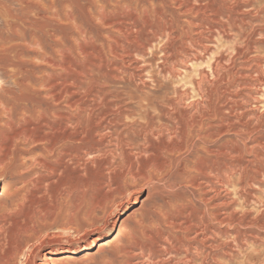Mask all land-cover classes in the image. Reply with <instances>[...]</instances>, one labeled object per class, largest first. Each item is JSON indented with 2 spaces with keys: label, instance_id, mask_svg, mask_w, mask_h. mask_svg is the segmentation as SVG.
<instances>
[{
  "label": "rangeland",
  "instance_id": "obj_1",
  "mask_svg": "<svg viewBox=\"0 0 264 264\" xmlns=\"http://www.w3.org/2000/svg\"><path fill=\"white\" fill-rule=\"evenodd\" d=\"M200 7L264 10V0H0V264H45L59 248L50 264H182L203 223L230 254L221 264H264V149L232 144L230 131L209 140L138 132L137 123H161V95L198 99L204 64L153 81L165 39L146 57L133 52L148 30L185 25L182 10ZM215 38L211 56L232 51L231 39ZM258 94L264 111V88ZM73 98L81 111L68 107ZM219 148L226 156H214ZM224 163L233 173L222 187L214 176ZM216 188L226 205H214ZM208 210L227 221L212 222Z\"/></svg>",
  "mask_w": 264,
  "mask_h": 264
},
{
  "label": "bare ground",
  "instance_id": "obj_2",
  "mask_svg": "<svg viewBox=\"0 0 264 264\" xmlns=\"http://www.w3.org/2000/svg\"><path fill=\"white\" fill-rule=\"evenodd\" d=\"M227 9L226 10H220V9L182 10L183 14H189V15H185L186 17L184 21L185 25L177 24L175 26L174 25L175 22L170 20L167 23H165L164 21V25L160 29H158V31L154 29L152 30L151 27L150 28L151 30H148V33H150L151 35L149 36V39L148 38L145 40L143 39L144 42L140 44L141 46L139 45L140 46L139 48H136L134 52L132 51L133 53L139 54L141 57H146L145 56L146 54L144 53L143 49H146L147 47H153L154 42L161 41L162 38L165 39L164 40L165 43L163 45L156 47V49H159L160 52H156V54L159 53V55L157 54L158 57L155 58V63L153 62L155 64V69L150 71V75L148 74L150 76L149 79L151 78L153 81H156L159 76L165 78L164 80H167L169 77L171 79L175 76L176 73H180L179 71H181L182 69L189 68L191 64L192 66H194V64L198 62L200 65L202 63L204 64L202 68H199L200 67L199 65H198V69L195 68L198 73L196 72L197 78L195 79L196 82L194 84V90L196 92L195 94L197 95L198 99L187 101L191 97L189 93L179 92L180 93L179 94L175 89H173V93H174L173 96L161 95L162 98L157 103L158 104L157 108L159 109L160 112L158 114H160L159 117L161 123L156 124L155 122L147 118L148 120H146L145 122L137 123L138 127H140L138 130L139 133H142L145 136L148 135L153 136L155 134L159 135L161 134L159 132L161 131L163 132L165 130L166 133L173 134V136H178V135L180 136L182 134L183 135L186 134L188 138L191 139L194 136H197L200 139L209 140V138L211 137L213 138V136L219 135L220 133L224 135L226 132L230 131V134L232 133V135L235 138L229 140L231 141L232 144L237 146L240 143L242 145L241 147H243L244 149H248V148L255 150L259 148L264 149V111L260 110L261 104L259 105V103L262 102L258 99L257 96V94L264 88V10H236V9L227 10ZM179 12L181 13V11ZM179 12H177V14ZM151 21L152 20H150V22ZM215 37L224 39L226 41L231 39L232 45L230 48L232 51L227 52L228 49L226 50L223 49L224 51H221L220 49H222L223 48L222 47L219 49L220 52L218 54L216 53L217 55H214L212 53L213 55L211 56L210 52L212 50V47L210 43H212L214 39H217ZM220 39L217 41H220ZM139 67L141 68V66ZM131 76L133 77V75ZM139 76L141 77V75ZM158 86L159 87L157 88L159 89V91L160 89L162 90L163 84L161 81H158ZM73 105H77L79 110L81 111L82 108L80 109L81 106L80 98H75V99L73 98V102L72 103L70 102L68 104V107H72ZM99 119L101 120V117ZM211 121L217 122V124L208 125L209 123H211ZM94 134H96V132ZM96 135H98V133ZM75 139L77 140V144L83 143L84 141V132L82 127V122L80 120L77 123ZM225 154H227V152L219 148L215 151L214 156L219 157ZM233 156H235V154ZM223 166L224 167L220 169L221 171L216 173L214 177L217 178L219 182L218 184H220L222 187H225L224 184L229 183L230 181L229 175L230 174L232 175L233 172L231 169H229L226 163H224ZM240 168L243 169V166ZM219 194H220L219 189L217 188L214 189V194H212V196L214 195V197H212L215 202L214 205L215 206L226 205L225 201H221L219 198L216 199L217 198L216 196H218ZM211 211L208 214V216L210 219H213L212 222L214 220L218 221V223H223L227 221L226 220L227 218L224 216L225 211L224 212L221 211V213L223 212L222 214L218 212L220 215L217 214L216 212H211ZM202 228H201L202 231L201 229H199L201 231L200 234L197 235V232H196V236L193 234L195 237L192 240L195 241L196 246H193L194 251L192 252V254L185 252L186 255L183 256L185 257L184 258L185 260L181 262L182 264H221V262H219L218 260L219 257L230 258V254L227 251H225L226 249L218 250V248L222 245L220 243L221 241L219 243L217 242L218 243L217 245L215 243L216 240L214 238H210V236L208 235V234L216 233L213 231L214 227L212 226V223L210 224L203 223ZM241 232L242 231L240 230L236 232L238 237L239 235L240 236L243 235ZM101 240H102V236L97 237L93 239L88 245H83L81 249L87 251L93 250L95 247L99 246V242ZM65 252L66 251L63 248L48 250L45 253V259H46L45 264H50L51 262H55L59 258H62ZM141 254L143 255V253Z\"/></svg>",
  "mask_w": 264,
  "mask_h": 264
}]
</instances>
